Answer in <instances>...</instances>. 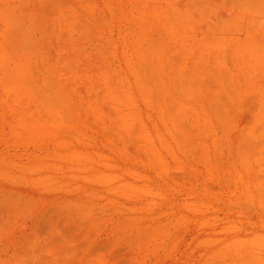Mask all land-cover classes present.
I'll return each mask as SVG.
<instances>
[{
  "label": "rangeland",
  "instance_id": "374dc122",
  "mask_svg": "<svg viewBox=\"0 0 264 264\" xmlns=\"http://www.w3.org/2000/svg\"><path fill=\"white\" fill-rule=\"evenodd\" d=\"M0 264H264V0H0Z\"/></svg>",
  "mask_w": 264,
  "mask_h": 264
}]
</instances>
